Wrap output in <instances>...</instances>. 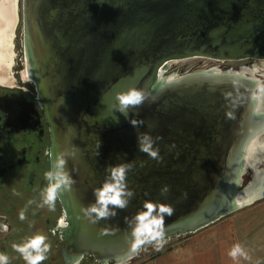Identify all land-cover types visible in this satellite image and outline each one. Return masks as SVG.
Segmentation results:
<instances>
[{
  "label": "water",
  "instance_id": "1",
  "mask_svg": "<svg viewBox=\"0 0 264 264\" xmlns=\"http://www.w3.org/2000/svg\"><path fill=\"white\" fill-rule=\"evenodd\" d=\"M21 5L20 70L33 81L43 112V151L54 145L61 154L75 150L67 164L73 190L57 200L55 211L44 207L37 224L55 261L69 264L76 255L101 264L129 261L135 255L125 242L130 231L125 217L144 200L173 207V215L165 217L170 238L216 221L238 209L237 203L264 197V149L251 147L264 145L257 76L216 66L169 74L171 65L196 55L264 58V0H21ZM19 18L15 0L12 51ZM130 88L147 94L143 105L129 109V119L144 121L139 127L114 107L116 94ZM138 132L162 137L153 145L162 161L139 151ZM45 161L43 188L51 167L46 155ZM111 164L133 165L127 183L135 195L116 217L92 224L80 209L94 202L93 189ZM247 170L252 179L240 190ZM164 185L170 187L166 196L160 193ZM65 212L70 226L60 239L51 229Z\"/></svg>",
  "mask_w": 264,
  "mask_h": 264
},
{
  "label": "clouds",
  "instance_id": "2",
  "mask_svg": "<svg viewBox=\"0 0 264 264\" xmlns=\"http://www.w3.org/2000/svg\"><path fill=\"white\" fill-rule=\"evenodd\" d=\"M147 99V94L143 90L130 88L116 94L115 109L129 119V109L138 108ZM64 102V100H63ZM118 122V118L115 119ZM133 127L144 124L142 119H129ZM161 136L153 138L149 133H137L139 151L146 153L151 159L157 162L162 161L163 157L158 148H154L155 141L161 140ZM58 146L46 149L44 155L51 160V167L44 173L46 186L40 192V203L38 207H47L49 211H55L57 200L66 193L73 190L76 181L67 171L68 158L75 156V150L65 151L63 154L57 150ZM170 147L174 148L175 145ZM99 148V143H98ZM96 155H99L98 149ZM133 169L132 164L107 165L105 167V178L101 184L93 189L94 202L87 206H81L83 217L90 223L97 224L101 220L108 221L117 216V210H124L128 207L130 200L135 192L128 187L127 176ZM170 187L164 185L160 189L161 195H167ZM147 195V194H146ZM186 195V193L184 194ZM29 204L33 201L29 200ZM237 207H240L237 203ZM174 213L173 207L161 202L144 200L142 207L131 217H125V223L130 230L125 237L130 254H138L146 245H151L156 251L163 249L168 242L165 232V217H170ZM7 219V217H4ZM19 219H26L25 210L19 212ZM67 213L61 215L56 222V226L51 229L53 235L60 232V239L64 238L63 230L69 228ZM0 231L7 232L8 224H0ZM103 234H109L107 230ZM12 249L20 254L25 264H43L48 259L51 251V244L47 242V237L42 233H35L22 243H13ZM228 256L236 261L239 258L248 260L249 254L244 247L236 243L228 251ZM83 256L76 255L69 260V264H81ZM0 264H9L7 254L0 252Z\"/></svg>",
  "mask_w": 264,
  "mask_h": 264
},
{
  "label": "flooded vegetation",
  "instance_id": "3",
  "mask_svg": "<svg viewBox=\"0 0 264 264\" xmlns=\"http://www.w3.org/2000/svg\"><path fill=\"white\" fill-rule=\"evenodd\" d=\"M5 70H2V69ZM9 68L0 66V224H8V231H0V252L9 257V264H25L19 253L11 247L22 243L35 233H40L37 224L42 209L40 192L43 189V167L47 166L43 151L45 126L43 112L36 99L32 83L21 77L2 73ZM224 69L257 76L255 98L258 109L264 108V58L245 57L234 60ZM10 73V72H9ZM264 135V123L261 124ZM253 144V149L264 145ZM252 155L248 156L251 161ZM262 167V166H261ZM250 171V170H249ZM252 174V172L250 171ZM33 203L29 204L28 201ZM25 210L26 219H19ZM7 217V219H4ZM89 260H82L81 264ZM43 264H62L55 261V253L49 254ZM89 264V263H88Z\"/></svg>",
  "mask_w": 264,
  "mask_h": 264
},
{
  "label": "rangeland",
  "instance_id": "4",
  "mask_svg": "<svg viewBox=\"0 0 264 264\" xmlns=\"http://www.w3.org/2000/svg\"><path fill=\"white\" fill-rule=\"evenodd\" d=\"M21 11L22 5L21 0H19V21L15 27V35H14V49L12 52V58L10 60H6L5 64L7 67H11L12 71H14V75L21 79H24L26 82L33 83L31 80H27L20 70V63L23 59V23L21 19ZM15 51V53H14ZM235 59H217L204 55H196L192 58L177 62L170 66L169 74H179L186 71H192L196 69L208 68L212 66H216L218 68L224 69V67L229 66ZM7 69V68H6ZM10 69V73H8V77H12V71ZM2 70H5L4 68ZM2 73L7 74L5 71H1ZM168 74V75H169ZM31 89L32 88L31 85ZM264 162H262V165ZM264 167V166H263ZM252 179V174L249 170H247L241 179V184L239 189H243ZM217 222H235L236 224H240L243 227L244 236L247 239L244 240V243H248L249 254L251 256L261 255V264H264V197H261L250 204H246L240 206L235 211L226 214L219 219ZM214 221V222H216ZM187 234V233H186ZM184 235H176L170 238H167L168 242L164 245L163 249H167L175 244L176 241L180 240ZM246 248V247H245ZM161 251V250H160ZM160 251H156L151 245H146L138 254H134L135 256L131 258L129 261L124 264H134L136 262H141L148 256L152 254H156ZM89 264H101L95 263L93 260L88 261ZM85 263V264H88ZM107 264H114V262L109 261Z\"/></svg>",
  "mask_w": 264,
  "mask_h": 264
},
{
  "label": "crops",
  "instance_id": "5",
  "mask_svg": "<svg viewBox=\"0 0 264 264\" xmlns=\"http://www.w3.org/2000/svg\"><path fill=\"white\" fill-rule=\"evenodd\" d=\"M179 239L171 247L138 264H261L260 254H249L243 227L235 222H212ZM236 243L248 252V260L239 258L233 261L228 256L229 249Z\"/></svg>",
  "mask_w": 264,
  "mask_h": 264
},
{
  "label": "bare ground",
  "instance_id": "6",
  "mask_svg": "<svg viewBox=\"0 0 264 264\" xmlns=\"http://www.w3.org/2000/svg\"><path fill=\"white\" fill-rule=\"evenodd\" d=\"M12 13L15 16V0H2L0 3V66L12 58L11 39L15 23Z\"/></svg>",
  "mask_w": 264,
  "mask_h": 264
},
{
  "label": "trees",
  "instance_id": "7",
  "mask_svg": "<svg viewBox=\"0 0 264 264\" xmlns=\"http://www.w3.org/2000/svg\"><path fill=\"white\" fill-rule=\"evenodd\" d=\"M153 255V254H152ZM152 255H150V256H152ZM150 256H148V257H150ZM143 261V260H142ZM138 263H140V262H136V263H134V264H138Z\"/></svg>",
  "mask_w": 264,
  "mask_h": 264
}]
</instances>
